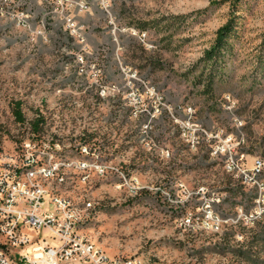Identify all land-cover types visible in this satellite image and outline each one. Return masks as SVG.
I'll return each mask as SVG.
<instances>
[{
	"label": "rangeland",
	"instance_id": "obj_1",
	"mask_svg": "<svg viewBox=\"0 0 264 264\" xmlns=\"http://www.w3.org/2000/svg\"><path fill=\"white\" fill-rule=\"evenodd\" d=\"M214 1L0 0V151L17 155L29 139L40 162L53 153L47 165L73 158L104 165L64 166L63 180L39 179L78 206L90 202L80 208V232L109 256L264 264V215L245 216L258 190L209 152L216 139L209 133L221 129L239 140L244 167L264 160V80L250 87L246 78L264 49V0H243L231 77L206 96L185 71L229 16L228 4ZM175 14L187 18L173 30L154 23ZM145 20L140 41L126 28ZM15 99L22 123L11 112ZM36 113L43 123L34 132ZM257 180L264 182V168ZM207 208L222 219L218 229L205 225Z\"/></svg>",
	"mask_w": 264,
	"mask_h": 264
},
{
	"label": "built area",
	"instance_id": "obj_2",
	"mask_svg": "<svg viewBox=\"0 0 264 264\" xmlns=\"http://www.w3.org/2000/svg\"><path fill=\"white\" fill-rule=\"evenodd\" d=\"M99 1L106 3L107 0ZM77 5L84 8L85 2L79 1ZM68 24L72 25V22ZM130 33L140 41L144 39V34L132 26ZM77 59L82 61L80 55ZM91 70L98 75L99 68L92 66ZM99 87L103 94L104 85ZM225 96L229 99L230 95L227 93ZM146 125L147 123L143 124ZM209 135L216 137L209 145V152L221 160L224 170L235 174L243 183L255 185L258 190L256 205L245 216L254 219L264 215V182L257 180V175L264 168V160L253 158L251 166L246 168L243 165V155H238L235 151L239 140H236L233 133H223L219 129L214 135L211 132ZM188 140L193 146L196 139L193 137ZM33 145L29 139H23L20 142V153L17 155L12 151H0V264H140L135 260V254L116 253L109 256L102 248H95L91 239L84 237L80 232L79 224L84 214H78V205L64 199V195L42 192L34 183V171H29V164H39L41 175L60 181L64 178V166L80 164L82 169L92 166L101 171L104 165L87 162L81 158L65 161L56 159L55 170L45 172L46 159L54 158L53 153L46 152L45 161L40 162ZM77 151L87 152L86 147L80 143L77 145ZM85 176L83 173L81 178ZM82 206L88 208L91 204L87 201L83 202ZM238 209L242 210V207L239 206ZM204 216L206 226L219 228L222 219L210 208L206 209ZM27 229L35 233L45 230L49 238L43 235L33 236Z\"/></svg>",
	"mask_w": 264,
	"mask_h": 264
},
{
	"label": "trees",
	"instance_id": "obj_3",
	"mask_svg": "<svg viewBox=\"0 0 264 264\" xmlns=\"http://www.w3.org/2000/svg\"><path fill=\"white\" fill-rule=\"evenodd\" d=\"M213 3H227L229 7V16L226 21L215 30L211 44L203 50L202 55L185 71L186 75L192 76V84L195 86L200 85V91L206 96H212L216 87L226 83L231 77L229 63L235 55L233 41L238 37V25L241 16L239 11L243 0H216ZM200 12L202 11L196 13ZM186 18L187 15L182 14L160 16L156 21L154 20V23L156 25L162 23L159 24V28L162 30H168L170 28L173 30L174 25L182 24L185 22ZM147 22V20L138 22L135 27H137V29H144L147 27ZM246 78L249 82L248 86L250 87L260 82L259 78L264 80V49H261L256 54L250 73L247 74ZM11 112L15 121L18 123L23 122L19 100L15 99L12 101ZM42 123L43 119L41 114L36 113L29 121V127L32 131L36 132L39 130Z\"/></svg>",
	"mask_w": 264,
	"mask_h": 264
},
{
	"label": "bare ground",
	"instance_id": "obj_4",
	"mask_svg": "<svg viewBox=\"0 0 264 264\" xmlns=\"http://www.w3.org/2000/svg\"><path fill=\"white\" fill-rule=\"evenodd\" d=\"M135 30H138V31H141L143 34H144V37H145V31H142V30H139V29H137V28H134ZM126 30H128L129 32H130V27H127L126 28ZM229 108V107H228ZM55 145H57V144H55ZM2 153H3V151H2ZM257 158V160H263L262 158H260V157H256ZM49 159V158H48ZM47 159V160H48ZM35 165V164H34ZM39 165V164H38ZM55 166L56 165H52V164H48L47 165V162H46V164H45V172H53L54 170H55ZM74 166H76V167H78V168H81L82 167V165H80V164H73V167ZM29 171H34V183L35 184H37L38 185V188L39 189H42V192H44V193H50V191L48 190V188L43 184V182L41 181V179H39V177H42V178H51V176H46V175H41V170H39V166H37L36 168L35 167H33V164H29ZM232 175H234L235 176V174H232ZM61 181V180H60ZM262 191H264V185H262ZM54 195H59V194H54ZM64 199H66L67 201H70L69 199H67V198H65V196H64ZM80 208H84V209H87V207L86 206H78V214H83V211H84V209L82 210V209H80ZM205 217V216H204ZM82 234V233H81ZM83 235V234H82ZM84 236V235H83ZM84 237H86V236H84ZM88 238V237H87ZM88 239H90V238H88ZM92 241V243H93V246L95 247V248H99L96 244H95V242L93 241V240H91ZM135 260L136 261H138L140 264H142L141 263V260L139 259V258H137L136 256H135Z\"/></svg>",
	"mask_w": 264,
	"mask_h": 264
},
{
	"label": "crops",
	"instance_id": "obj_5",
	"mask_svg": "<svg viewBox=\"0 0 264 264\" xmlns=\"http://www.w3.org/2000/svg\"><path fill=\"white\" fill-rule=\"evenodd\" d=\"M28 230V229H27ZM29 231V230H28Z\"/></svg>",
	"mask_w": 264,
	"mask_h": 264
}]
</instances>
